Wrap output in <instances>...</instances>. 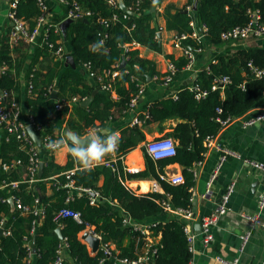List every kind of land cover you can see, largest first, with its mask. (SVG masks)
I'll use <instances>...</instances> for the list:
<instances>
[{
    "label": "trees",
    "instance_id": "trees-1",
    "mask_svg": "<svg viewBox=\"0 0 264 264\" xmlns=\"http://www.w3.org/2000/svg\"><path fill=\"white\" fill-rule=\"evenodd\" d=\"M86 8L92 10V23H87L84 18L74 19L67 30V37L55 32L50 27L46 39L39 38L34 51L35 57L28 72V84L24 92L21 90L19 72L21 64L11 54L19 50L24 40L12 44L10 34L2 38L0 45V64L13 65L14 72L10 69L0 72V91L7 94V104L17 102L22 106L24 114L33 117L36 124L44 126L42 135L50 134L60 137L61 131H73L79 136L87 134L93 128H105L109 122L123 118L131 109L130 102L137 95L140 84L137 77L148 81L155 74L161 75L152 60L140 55L139 47L131 43L136 41L151 49L161 50L157 38L158 28L153 26L158 4L153 7L152 0H123L127 8L133 13H128L120 6H112L109 0H78ZM64 11L67 8L55 2ZM172 8L175 9L172 12ZM187 8H176L169 5L166 8V27L176 30L179 34L191 33L193 16L185 12ZM258 10L261 20L264 21V0H199L197 13L201 22L207 26L206 39L213 45L224 43L221 33L236 25H244L250 19V11ZM15 14L24 20L30 29L37 24V19L42 10L38 0H21ZM116 19H113V17ZM102 18L107 23H102ZM61 20V14H59ZM108 24V25H107ZM63 40V41H62ZM59 41L68 45V51L74 56L76 68L67 66L62 72L63 60H54L52 51L59 45ZM103 41V46L94 51L93 46ZM50 43L53 46H50ZM183 44L195 49L202 46L193 37L183 40ZM31 46V45H30ZM40 56L52 59L51 64L42 70L36 65ZM126 57V65L120 67L121 60ZM217 62H211L209 69L203 67L198 72L195 81L208 89L209 94L202 99H197L189 85L180 83L183 74L182 66L187 63V58L172 59L180 70L175 75L173 88L168 89L166 97L154 101L147 106L148 116H140L142 124H127L119 133L120 144L116 153L125 156L146 139V130L153 124L161 125L168 119H179L173 130L165 136L176 140V154L174 156L154 159L143 148L146 166L137 172L125 170L121 159L113 162L116 169L103 163L101 166L83 172L72 159L65 166L55 163L52 156L45 152L43 159L46 164L43 168L42 179L28 184L20 182L16 189L0 190V198H8L15 194L22 198L24 203L32 204L39 198L45 210L34 234L30 233L33 215H22L19 209H12L11 203L0 200V222L7 217V227H11V234H1L0 264H28V242L35 238L37 252L32 255V264H57V248L61 243L56 228L61 226L62 233L67 243L68 257L61 264H115L111 257L105 256L102 249L91 252L88 244L80 236L87 227L102 236L103 242L116 245L115 256L119 258L138 259L145 255L148 245L149 260L155 264H187L193 257L189 248L188 235L184 229L185 219L169 213L164 221L155 222L150 234H145L130 224H125L121 207L124 208L134 221L149 222L151 218L162 215L163 203L169 200L174 207L193 208V187L196 182L193 168L205 156L208 150L207 136H219L224 126L221 120L234 119L245 114L249 109L264 101V77H256L249 62L264 66V48H241L232 54H222L217 57ZM84 65L86 70L78 66ZM86 65V66H85ZM119 70L116 77L109 75L106 81L113 85L115 93L103 90L102 84L96 75H102L106 70ZM227 74L232 82L221 93L212 90L211 85L215 76ZM57 80V81H56ZM105 81V82H106ZM161 79L157 82L160 83ZM56 88L58 95L63 99L78 96L80 101L75 103L71 114L66 117L68 107L56 109L57 100L50 98L51 91ZM177 89V98L171 94L172 89ZM98 90L88 106L82 101ZM222 109V112H219ZM0 158L2 161L22 159L23 167L18 169L2 170L0 165V181L6 179L26 180L29 171L26 168L30 163L27 148H21V143L7 131H0ZM111 155L105 158L109 160ZM171 163H179L185 177L184 182L171 183L160 177L166 172V167ZM78 167L73 174L74 184L83 188H93L107 198L98 204L90 202V195L82 193L76 195L70 202L66 201L69 189L63 187L68 178L65 171ZM58 174V175H57ZM57 176L56 178H52ZM104 177L102 185L97 182ZM132 178L156 179L163 190L149 191L137 194L128 185L127 180ZM50 183L52 193L47 194L46 189ZM110 201H117L119 206H113ZM68 206L82 213L83 222H77L72 217L62 218L59 222L54 220L56 212ZM157 221V220H156ZM157 237H159L157 239ZM27 238V239H26Z\"/></svg>",
    "mask_w": 264,
    "mask_h": 264
},
{
    "label": "built area",
    "instance_id": "built-area-1",
    "mask_svg": "<svg viewBox=\"0 0 264 264\" xmlns=\"http://www.w3.org/2000/svg\"><path fill=\"white\" fill-rule=\"evenodd\" d=\"M21 0H10L9 1V12L8 16L13 22V27L10 34V41L12 44H15L19 42L20 40H24L26 42H34L37 37L46 39L48 36V32L50 27L54 28L55 32L59 33L61 32L60 29V21L50 20L49 19V6L47 3V0H38L39 4L41 6L42 13L37 19V24L33 29H30L27 25V23L22 20L21 18H18L16 16L15 9L18 5V3ZM55 2L65 6L67 10L65 11V18H72L78 19V18H90L92 17V10L89 8H86L84 4L79 2L78 0H54ZM121 0H109V3L112 6H119V2ZM190 8V6H189ZM128 13L126 11L125 17L128 16ZM113 19H116L114 16ZM102 23H107V19L102 18L100 20ZM108 25V24H107ZM191 25L193 26V31L191 33H181L178 34L174 41V46L180 47L183 50L184 57L187 58V63L182 66V70H189L192 71L195 69L194 65V59H195V51H201L202 46L196 47L195 49L189 47L188 45L183 44V40L187 39L188 37H193L195 39H200L206 35L207 32V26L205 24L201 25V28H195L194 21L191 22ZM160 31H158L157 38H160ZM264 35V21L261 20V16L259 14L258 10H251L250 11V19L249 21L244 25H236L234 27H231L229 29L224 30L221 33V38L226 42H233L237 43V41L246 40L252 37H258ZM63 41V40H62ZM59 45L55 47L52 51V55L56 58L60 59H66L70 52L67 50L65 43L59 41ZM135 47L141 46L140 43L134 41L131 43ZM50 46H53V44L50 43ZM126 59V57L124 56ZM86 66V65H85ZM249 66L253 72V74L256 77H264V66H258L254 64L252 61L249 62ZM7 69V66L4 65L0 68L1 72H5ZM180 70V68L177 66V64L174 61H170L167 67V70L165 72H162L163 74L157 75L155 74L153 77L154 81H158L161 79L160 84L165 86V88L170 89L173 88V84H175V75ZM196 77L198 74V70H195ZM119 70H106L102 75H96L95 71H91V76H96L97 80L102 84V89L111 91L112 93H115V90L113 88V85L110 81H106V77L109 75H112L111 77H116L119 75ZM152 79V78H151ZM196 79V78H195ZM195 79L192 81V83H189V88L191 91L195 93V97L197 99L205 98L209 91L208 89L204 88L201 84L197 83ZM137 80L140 84L139 92L136 96H134L130 102V109H133L139 99L142 97V95L145 92V86L146 81L137 77ZM106 81V82H105ZM232 82V79L229 75L223 74V75H217L214 77L211 85L212 90H219L221 93H223L226 89V87ZM56 89V88H54ZM52 92V91H51ZM173 97L177 98V89H172L171 91ZM7 100V94L3 91H0V131H7L10 135L14 136L18 141L21 143V148H27L28 153L30 156V163L26 167L29 171V178L26 180H11L7 181L6 179H3L0 181V190L7 191L8 188L16 189L20 182H27L28 184L35 183L42 178L39 176V167L40 164L43 162L45 165L46 162L43 159V154L41 149L38 147L34 139L30 136L28 132V127L32 126L37 134H40L42 136V144L43 148L48 151L49 154H52L54 151L49 150L48 143L52 139H57L59 137H52L50 134L42 135L41 131L44 130V126L41 124H36L33 117L30 115H25L22 107L17 102H12L11 104L6 103ZM56 103V109L62 110L65 107L72 108L75 103H78L80 101V98L78 96H74L71 99H63V98H57ZM219 112H222V109H219ZM143 116H148L147 109L145 112L142 113ZM241 120L242 127H249L256 124L261 123L264 120V107L260 109L257 113L248 116L243 117V115L236 117L234 119H226L221 120L222 126L226 127L229 125L233 120ZM143 119L139 115H134L131 118L130 124H142ZM99 129V128H96ZM65 132V130H62L60 133V137ZM89 133V132H88ZM206 145L209 149L214 148L216 150L220 151V157L217 163V166L215 168V171L211 177V181L213 182L214 179L219 174L223 164L227 161V159L230 156L240 157L238 154L233 152L230 148H228L225 145H222L220 142H218V139L216 136L210 135L206 138ZM146 150L148 153L154 158V159H160L165 157L174 156L176 154V147L177 143L175 139L171 136H157L145 144ZM125 156L118 155L116 152L114 154H111V158L109 160H105V164H109L112 166V168L115 170L116 167L114 166L113 162H116L118 159H121L122 162H124ZM203 161H199L196 166H194L193 171L194 174L197 176L199 170L198 166L202 164ZM244 162L247 165L252 166L253 168L261 171L264 173V162L262 161H256L252 159L244 158ZM23 160L22 159H13L10 162L9 161H2L0 158V165L2 170L7 171L10 169H18L19 167H23ZM125 170L129 172H137V168H127L125 167ZM78 169V167L71 168L64 173L66 174L68 180L62 184L63 187H66L69 189V195L66 198L67 202H70L76 195L82 194V193H88L90 195V202L92 204H98L100 202H104L107 200L106 197H104L99 190L93 189V188H83L79 187L74 184V179L72 178L75 171ZM166 171V170H165ZM57 177V176H55ZM161 179L167 180L171 183H181L184 182L185 177L180 173H169L164 172L160 174ZM237 185V179H233L228 185L223 193L220 202L218 203L217 207L213 212L206 215H195L193 208H185V207H174L170 203L169 200L164 201L163 206L164 210L168 213H172L175 216H178L182 219H185V226L184 229L188 235V241H189V248L193 252H195V241L199 235L194 229V223L198 222L201 227L200 235L202 237V240L205 244H211L215 240V232L214 229L219 225V222L222 218L225 217L226 214H228L231 210L230 202L231 197L233 193L236 190ZM152 191H160L161 186L160 183L156 179H152ZM160 192H163L160 191ZM206 196V195H203ZM10 199H13L15 202V209H19L20 213L22 215H33L34 219L32 220V226L30 228V233L34 234L37 227L40 225L41 220L45 216V210L43 205L41 204V201L39 198H35L34 203H24L22 198L18 195H11L8 198H0L1 201L8 200L10 202ZM110 203L113 206H119L117 201H110ZM258 206L259 211L258 213H249L246 211H241L240 215L241 217L245 218L249 222H251L254 225H259L264 227V220L261 218V211L264 210V189L260 193L259 199H258ZM121 212L124 215V222L125 224H130L134 226L136 229L141 230L145 234H150L151 227L155 225V222L158 221H149V222H137L132 219V217L129 215V213L121 207ZM66 217H72L77 222H83L82 213L79 210L72 209L68 206H64L60 208L55 216L54 220L59 222L62 218ZM7 217H3L0 222V235L1 234H11L12 229L11 227H7ZM89 233L93 234L94 236L98 237L101 240L99 249H102L105 256L111 257L115 264H155L150 262L148 250L150 249V246L152 243L148 245V249L145 255L139 256L138 259H130L127 257L119 258L115 256L116 249L113 246L112 243L109 242H103L102 236L95 232L93 229H90V227L86 228ZM250 232H246L242 236V246L241 249L244 248V245L248 241ZM27 239V238H26ZM28 258L27 263L32 264V255H33V247L31 246L30 242H28ZM67 243L66 241H61L57 248V257L55 260V263L61 264L64 260V250L67 249ZM1 240H0V249H1ZM217 260L221 262L222 264H240L239 257H233L231 259L225 258L224 256L218 255ZM187 264H194L193 257L190 259V261ZM264 264V261H263Z\"/></svg>",
    "mask_w": 264,
    "mask_h": 264
},
{
    "label": "crops",
    "instance_id": "crops-1",
    "mask_svg": "<svg viewBox=\"0 0 264 264\" xmlns=\"http://www.w3.org/2000/svg\"><path fill=\"white\" fill-rule=\"evenodd\" d=\"M9 1L10 0H0V10H2V6L3 9L6 8V2L8 4L7 8H9ZM195 1L196 0H162L158 4L155 18L152 24L153 26L156 25L158 31H160L159 43L161 46V50L158 51L155 49H151L145 45L139 46V49L140 55L144 58L152 60L159 72H165L167 70L168 64L170 61H172L173 57L174 59H179L184 56L182 48L174 46V41L179 33L174 29L171 30L167 29L166 27L165 11L167 6L172 5L180 9L187 8L186 10H188V13L193 16L195 28L200 29L203 23L201 22L197 10L193 9ZM48 2L52 5V7H55L56 9L57 7H59L54 0H47V3ZM174 11L175 9L172 8V12ZM59 14L60 11L52 12L49 8L48 15L50 20L60 21ZM12 27L13 22L9 18L8 14H2V12L0 11V45L2 42V38L9 34ZM39 38L40 37H37L36 40L32 43L23 41L18 51L16 49L11 52L16 61H19L21 64L19 80L21 83L23 96L28 84V72L35 57L34 48L36 44H38ZM197 41L201 42L202 50L194 52L195 69L192 71H183L180 79V83L182 84H184V82L189 78L193 77V75L196 73L195 70H198L199 72L203 67L209 69V64L211 62L218 63L217 57L219 55L232 54L236 50L239 51V49L241 48H264V35L237 41V43L224 41V43L219 45L211 44L206 39V35L202 38V40L198 39ZM65 46L68 50V45L65 44ZM53 58L55 61L60 59L54 56ZM62 60L63 67L61 69V72L67 67L66 59ZM51 63H53L51 58L49 60L45 59L43 56H40L36 65L38 66V68H43L42 70L45 71L47 70L46 66ZM2 66L4 65L0 64V68ZM6 66V70L11 69L14 72L15 69L13 65H9V67L8 65ZM78 67L86 70L84 65H79ZM167 92L168 89L165 88V86L158 83L157 81L148 78L145 86V92L139 99L137 105L133 109H131L123 118L114 122H109L105 128H109L120 133L123 127H125L127 124H130L131 118L134 115H139L145 112L147 106L150 103L166 97ZM263 107L264 101L249 109L245 114H243V117L251 116L260 111V109ZM72 110L73 107L68 108L66 117L71 114ZM178 122L179 119H168L161 125H151L150 130L145 131L146 139L142 141L139 146L125 155L123 162L124 166L127 168H137L138 170L144 169L146 163L143 148L145 147L146 142L157 136H165L167 132L173 130ZM91 130L92 129H90V131ZM217 139L218 142L230 148L240 157L230 156L223 164L219 174L214 179V181L210 182L220 157V151L214 148H208V150L205 152V156L201 160L203 162L198 166L199 172L197 176L194 174L196 182L193 187V201L196 197L198 203L197 215L201 216L213 212L220 202V199L225 192L227 185L235 178L237 179V185L236 190L231 197L230 212L221 219L219 225L214 229L215 240L213 243L205 244L203 242L200 235V224L198 222L194 223L193 227L195 231L199 233L195 241V252L193 255L194 264H222L216 258L218 255L224 256L228 259L238 256L240 264H263L264 227L252 224L245 218L241 217L240 212L246 211L249 213H258L259 211L258 199L260 193L264 189V173L253 168L250 165L245 164L244 158L264 162V120L259 124L246 128L242 127L241 120H233L229 125L223 128L220 135L217 136ZM40 149L44 156L46 150L43 147ZM49 155L52 156L56 164L61 166H65L69 162L70 158V154L66 149L62 151H54ZM166 171L169 173H180L182 172V166L179 163H171L166 167ZM52 178L56 177L53 176ZM103 182L104 177L101 176L97 184L100 186L103 184ZM126 182L127 185L137 194L147 193L149 191H152L153 189L151 178H132L128 179ZM160 189V191H162V188ZM46 193H52L50 183H48ZM168 215V212H164V214L162 215H157L151 218L150 221H164L167 219ZM261 218L262 220H264V210L261 211ZM85 232H88V230L84 229L82 232H80V236L83 241L88 244L91 252L95 253L89 242L83 237V234ZM246 232H250V235L248 241L244 245V248L241 249L242 236ZM158 238L159 237H157V239ZM112 244L116 249V245L114 243ZM63 256L64 258L68 257L67 249L64 250Z\"/></svg>",
    "mask_w": 264,
    "mask_h": 264
},
{
    "label": "clouds",
    "instance_id": "clouds-1",
    "mask_svg": "<svg viewBox=\"0 0 264 264\" xmlns=\"http://www.w3.org/2000/svg\"><path fill=\"white\" fill-rule=\"evenodd\" d=\"M159 0H152L155 7ZM103 46V41L93 46L94 51H98ZM33 135H35L33 133ZM120 144L118 131L101 128L92 129L85 139H81L78 134L65 131L61 137L52 139L48 143L51 151H62L64 149L71 155L73 161L85 170H91L101 166L105 158L114 154Z\"/></svg>",
    "mask_w": 264,
    "mask_h": 264
},
{
    "label": "water",
    "instance_id": "water-1",
    "mask_svg": "<svg viewBox=\"0 0 264 264\" xmlns=\"http://www.w3.org/2000/svg\"><path fill=\"white\" fill-rule=\"evenodd\" d=\"M49 3V2H48ZM198 3H199V0H196L195 3H194V6H193V9L194 10H197L198 9ZM3 4V3H2ZM4 5V4H3ZM7 2H6V8L3 9V6L1 7L2 10H0L2 12V14H8L9 12V8H7ZM5 6V5H4ZM119 6L121 9H123L124 11H127L129 13H133L131 10H129L127 8V5L125 4V2L123 0H121L119 2ZM49 8L52 12L54 11H60V14H61V23H60V29H61V33L63 35L64 38L67 37V30H68V27L69 25L74 21L72 18H65V11L60 8V7H57V9L55 7H52V5L49 3ZM185 12H188V10H186ZM84 21L87 22V23H92L93 26L96 25L95 22H91L88 18H84ZM160 35V34H159ZM160 41V40H159ZM66 65L67 66H72L73 68H76V62H75V59H74V56L71 54H69V56L66 58ZM126 65V59L123 58L119 64V66L122 68ZM148 78H150L148 76ZM196 78V73L193 75L192 78H189L188 80H186L184 82V85H187L189 83H192V81ZM98 92V90H94L92 95L85 98L83 101H82V104L85 105V106H88L91 101L93 100L95 94ZM50 98H54V99H57L59 98V95H58V90L57 89H53L52 92L50 93ZM28 132L30 134V136L34 139V141L36 142V144L38 145V147L42 148L43 145H42V136L40 134H37V132L35 131V129L32 127V126H29L28 127ZM68 132H72V133H75L73 131H68ZM33 133L35 135H33ZM76 134V133H75ZM88 133L83 135V136H80L81 139H85L87 137ZM43 168H44V164L43 162L40 164V167H39V176H42V172H43ZM82 171L83 172H87L88 170H85L82 168ZM10 203H11V206H12V209H15V202L13 199H10ZM197 198L195 197L194 198V204H193V211L195 213V215H197ZM56 232L58 234V237L60 239V241H64L65 240V237L62 233V229H61V226H58L56 228ZM83 237L89 242L90 246L93 248V251H97L100 247V243H101V240L94 236L93 234L89 233V232H85L83 234ZM36 241H35V238H33V240L31 241V246L33 247V251L34 253L37 252V249H36Z\"/></svg>",
    "mask_w": 264,
    "mask_h": 264
}]
</instances>
